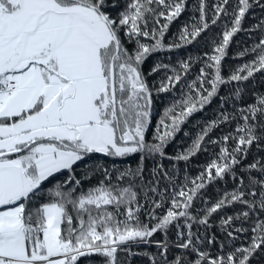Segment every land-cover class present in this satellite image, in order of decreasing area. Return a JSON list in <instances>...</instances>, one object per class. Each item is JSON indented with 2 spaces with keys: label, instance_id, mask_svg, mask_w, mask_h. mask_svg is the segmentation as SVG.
<instances>
[{
  "label": "snow or ice",
  "instance_id": "1",
  "mask_svg": "<svg viewBox=\"0 0 264 264\" xmlns=\"http://www.w3.org/2000/svg\"><path fill=\"white\" fill-rule=\"evenodd\" d=\"M0 264H264V0H0Z\"/></svg>",
  "mask_w": 264,
  "mask_h": 264
}]
</instances>
